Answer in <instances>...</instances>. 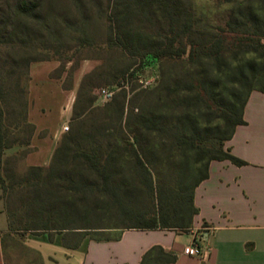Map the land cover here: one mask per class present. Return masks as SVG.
I'll list each match as a JSON object with an SVG mask.
<instances>
[{
  "label": "trees",
  "instance_id": "obj_1",
  "mask_svg": "<svg viewBox=\"0 0 264 264\" xmlns=\"http://www.w3.org/2000/svg\"><path fill=\"white\" fill-rule=\"evenodd\" d=\"M89 1L105 26V46L156 60L159 79L131 87L129 98L121 88L100 106L92 89H79L82 107L76 98L73 126L50 163L17 171L36 129L28 119L29 66L59 59L29 35V26L46 25L42 0L0 7V190L9 232L110 240L128 228L187 230L209 163L246 164L225 143L245 124L250 93L264 94V0H204L200 7L195 0ZM129 67L110 83L122 87ZM12 148L20 151L7 155ZM112 229L116 236L101 235ZM174 260L155 245L140 264Z\"/></svg>",
  "mask_w": 264,
  "mask_h": 264
},
{
  "label": "crops",
  "instance_id": "obj_2",
  "mask_svg": "<svg viewBox=\"0 0 264 264\" xmlns=\"http://www.w3.org/2000/svg\"><path fill=\"white\" fill-rule=\"evenodd\" d=\"M264 43V39H263ZM55 61H36L29 66V93L38 110L28 108V119L36 132L32 142L38 150L28 154V166H47L58 144V125L62 105L70 94L59 80L50 78ZM61 102L57 121L43 118L53 111L51 105ZM46 105V106H45ZM45 109L43 113L41 110ZM243 118L225 147L246 161L237 166L229 160H212L208 177L195 189L194 204L198 213L187 230L123 229L117 239L96 240L75 232L61 233L41 244H54L68 257L76 256L77 264H140L152 246H161L175 255L170 264H264V94L252 91L246 101ZM48 128V136L38 133ZM9 233L8 217L0 190V264H6L3 238ZM211 248L207 259L200 260L183 253L193 238ZM71 258V257H70Z\"/></svg>",
  "mask_w": 264,
  "mask_h": 264
},
{
  "label": "rangeland",
  "instance_id": "obj_3",
  "mask_svg": "<svg viewBox=\"0 0 264 264\" xmlns=\"http://www.w3.org/2000/svg\"><path fill=\"white\" fill-rule=\"evenodd\" d=\"M7 1L0 0V7H5ZM9 1L14 2L15 0ZM42 2L41 14L46 25L29 26V35L34 42L42 43L41 47H45L43 53L59 59L51 60L55 61L57 66L49 73V76L59 80L60 86L64 90L70 91L62 105L59 122H56L57 110L61 106V102L51 105L53 111L43 118L45 122L55 121L56 125L59 124V138L65 133L62 132L63 126L67 125L68 131L73 126L70 120L76 98L79 99L77 109L82 107L84 98L78 97L79 89L82 92L92 89L90 96H92L94 105L100 106L111 100L112 95L118 93L121 88L126 90L127 98H129L132 95L131 87L136 88L137 91L143 88L145 80L153 78V82L149 84L153 85L159 79V64L156 60L151 58L140 60L129 57L123 55L120 50L109 49L105 46V26L95 18L94 2L89 0H80V3L77 0H42ZM195 2L199 7L205 6L204 0H195ZM86 17L89 20L87 29L83 25ZM127 66L130 67L125 73L126 76L120 80L122 87L111 84L113 76ZM101 89L112 92L111 98L104 99L100 95ZM30 106L33 111L39 113V110L34 107V100L28 91V108ZM127 109L128 106H126V112ZM41 111L44 113L45 109ZM48 132V128H45L38 133V136L40 138L47 137ZM37 150L38 148L33 144L31 138L29 150L23 158L16 162L17 171H23L28 166L26 157ZM19 151L18 148H12L6 153L12 155ZM120 222L119 220H111L109 223L119 224ZM117 231V229H112L101 235L114 237L118 233ZM67 233L70 232H64V234ZM59 234L61 233L10 231L3 238L6 264H77L76 256L68 257L57 245L41 244V241L46 237L53 241L54 237ZM89 236L92 237L93 235Z\"/></svg>",
  "mask_w": 264,
  "mask_h": 264
},
{
  "label": "built area",
  "instance_id": "obj_4",
  "mask_svg": "<svg viewBox=\"0 0 264 264\" xmlns=\"http://www.w3.org/2000/svg\"><path fill=\"white\" fill-rule=\"evenodd\" d=\"M153 82V78L147 79L144 81V86H147ZM100 95L108 100L111 98L112 92L101 89ZM69 130V127L67 125L62 127V132H66ZM211 248L209 245L202 244V241L199 238H193L192 242L186 246L183 247V253L188 256H194L199 258L200 260H205L208 258L210 254Z\"/></svg>",
  "mask_w": 264,
  "mask_h": 264
}]
</instances>
